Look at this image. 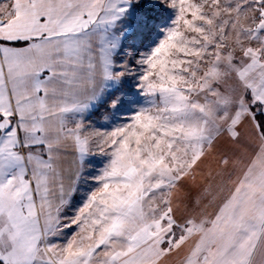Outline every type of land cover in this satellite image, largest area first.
Listing matches in <instances>:
<instances>
[{"label":"snow or ice","instance_id":"6c2138e0","mask_svg":"<svg viewBox=\"0 0 264 264\" xmlns=\"http://www.w3.org/2000/svg\"><path fill=\"white\" fill-rule=\"evenodd\" d=\"M0 264H264V0H0Z\"/></svg>","mask_w":264,"mask_h":264}]
</instances>
